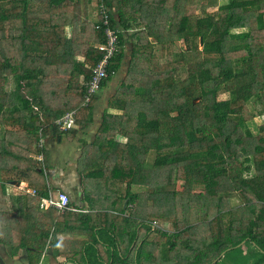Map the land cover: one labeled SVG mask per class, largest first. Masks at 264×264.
Masks as SVG:
<instances>
[{"label": "trees", "instance_id": "1", "mask_svg": "<svg viewBox=\"0 0 264 264\" xmlns=\"http://www.w3.org/2000/svg\"><path fill=\"white\" fill-rule=\"evenodd\" d=\"M204 1L0 0V193L13 181L38 192L23 196V215L0 198L10 256L24 249L38 264L52 242V264L63 255L76 264H231L248 241L261 254L254 264L264 261V119L257 132L249 125L264 116V0L215 10ZM102 6L119 49L101 89L126 72L93 139L82 140L87 204L41 211L52 166L44 139L61 142L93 121L99 92L83 104L106 39ZM73 110L76 126L62 130L57 120ZM61 234L84 239L67 252Z\"/></svg>", "mask_w": 264, "mask_h": 264}, {"label": "crops", "instance_id": "2", "mask_svg": "<svg viewBox=\"0 0 264 264\" xmlns=\"http://www.w3.org/2000/svg\"><path fill=\"white\" fill-rule=\"evenodd\" d=\"M126 65H123L118 76L114 77L106 87L99 91L98 99L94 105V114H93V121L88 124L85 130L80 131L77 135L73 136L72 134L65 135L61 142L55 141L52 138L44 139V145L49 152V159L51 161L52 166L46 169V176H47V184L49 186V194L53 193L56 194L59 190H64L68 193L70 188L75 186L76 192L77 190L79 193L76 195V198L71 196V209L80 210L76 208V204H79L80 207H86L87 202L83 201V194L80 193L82 190L81 188V177L77 172L78 166V158L81 154L82 149V140H92L97 129L101 124L102 115L105 109L108 106V99L115 91L116 85L119 83L120 79L124 77L126 72ZM76 126V125H75ZM74 126V127H75ZM91 136V137H90ZM34 188L29 186L28 182L26 181H13L8 183L6 186V195L3 196L0 193V198L4 200L5 207L14 215H23L24 206H23V196L25 194L37 195L31 191ZM1 192V191H0ZM49 196V195H48ZM43 198V197H42ZM40 205V204H39ZM39 210H50L51 208H41ZM66 211V210H65ZM86 211V209H84ZM64 212V211H63ZM52 217L50 214L48 217ZM12 231L14 242H21V237L23 235L22 229ZM57 238L64 239V245L66 247L67 252L73 251V247L76 245L73 241L75 239H84V237L75 236L74 234H61L58 235ZM73 243V244H72ZM17 243H14V245ZM249 247L247 248L248 253L252 256L253 252H257L258 257L256 258L255 262L260 258L261 254L257 248H254L252 243H249ZM2 244L0 247H3ZM55 245L52 242H49L47 251L43 252L38 264H52V256L55 252ZM249 249V250H248ZM2 256L0 260H3L5 264H29L31 258L30 255L24 249L20 250L16 255L10 256V252L7 251L6 247L4 249H0ZM57 262L59 264H76L75 262L69 260L66 256H58ZM1 263V261H0Z\"/></svg>", "mask_w": 264, "mask_h": 264}, {"label": "built area", "instance_id": "3", "mask_svg": "<svg viewBox=\"0 0 264 264\" xmlns=\"http://www.w3.org/2000/svg\"><path fill=\"white\" fill-rule=\"evenodd\" d=\"M102 24L104 25V33L106 39L103 43L98 45L99 50L102 52L101 58L97 61L96 65L92 67L91 78L85 82L86 93L84 95V104L87 106L94 95H96L102 88L104 80L107 78L110 68L111 60L116 56L119 49V38L117 30L113 29L109 23V13L105 7L102 6ZM76 111H68L63 114L57 123L62 130L71 129L76 125L75 120ZM42 144V143H41ZM42 159V155L38 156ZM28 191H31L30 189ZM31 192L37 194L33 189ZM71 198L69 193L64 190H59L56 194L50 193L49 196L41 198V208H55L58 211H65L70 206Z\"/></svg>", "mask_w": 264, "mask_h": 264}, {"label": "rangeland", "instance_id": "4", "mask_svg": "<svg viewBox=\"0 0 264 264\" xmlns=\"http://www.w3.org/2000/svg\"><path fill=\"white\" fill-rule=\"evenodd\" d=\"M225 2H227V0H206L204 1L203 4H205V6L207 7V9L209 10H215L220 4H224ZM202 3H198L196 6L193 7L194 11L200 8ZM180 44L183 45V42L180 41ZM157 53L160 55V50L157 51ZM166 59H171V57H167ZM8 88L12 87V81H9V83L7 84ZM226 94L221 95V98H225ZM252 107V105H251ZM262 119H264V116L260 117L257 116L256 118H254L250 123V127L254 132H257L258 130V125L262 122ZM91 137V136H90ZM152 157H154V154H151L150 159H152ZM249 174V173H248ZM250 174H253V170L250 172ZM195 191H201V189H196ZM68 193L76 198V189L75 186L70 188V191H68ZM160 225H162V227H164V229H166L167 231H172V228L170 226L169 223L167 222H163ZM248 241H244L242 244H240V246H238L235 250H233L229 255H228V259H230L231 264H254L256 258L258 257L257 252H253L252 256H250L251 254L246 252L247 248L250 246ZM254 245V244H253ZM254 248H257L255 245L253 246ZM249 250V249H248ZM69 264H72L71 262ZM219 264H222V262H220Z\"/></svg>", "mask_w": 264, "mask_h": 264}, {"label": "water", "instance_id": "5", "mask_svg": "<svg viewBox=\"0 0 264 264\" xmlns=\"http://www.w3.org/2000/svg\"><path fill=\"white\" fill-rule=\"evenodd\" d=\"M0 261H1V264H5L3 260H0ZM261 264H264V261Z\"/></svg>", "mask_w": 264, "mask_h": 264}]
</instances>
